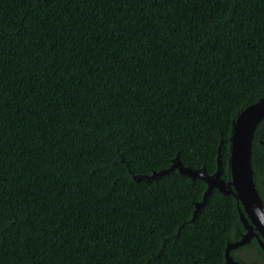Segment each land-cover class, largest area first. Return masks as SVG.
<instances>
[{
    "label": "trees",
    "instance_id": "trees-1",
    "mask_svg": "<svg viewBox=\"0 0 264 264\" xmlns=\"http://www.w3.org/2000/svg\"><path fill=\"white\" fill-rule=\"evenodd\" d=\"M263 97L264 0H0V264H224L232 195L191 221L203 181L135 177L219 157L229 181L232 125ZM261 142L264 119V204Z\"/></svg>",
    "mask_w": 264,
    "mask_h": 264
},
{
    "label": "water",
    "instance_id": "water-1",
    "mask_svg": "<svg viewBox=\"0 0 264 264\" xmlns=\"http://www.w3.org/2000/svg\"><path fill=\"white\" fill-rule=\"evenodd\" d=\"M264 119V97L256 103L246 107L236 117L232 125L230 136L229 173L230 180L221 178L222 163L217 159V169L212 175H207L204 170L184 167L176 157L171 165L159 171H153L145 177H135L137 181H151L162 175L177 170L192 180L199 179L206 184V191L200 203L195 204V210L191 221L199 209L206 203L208 195L217 190L224 196L232 195L239 203V220L245 230L239 240L227 242L224 250V264H240L235 261L230 252L243 247L256 239L261 251L264 253V204L258 195L251 168V142L256 126ZM264 148V142H261Z\"/></svg>",
    "mask_w": 264,
    "mask_h": 264
},
{
    "label": "rangeland",
    "instance_id": "rangeland-1",
    "mask_svg": "<svg viewBox=\"0 0 264 264\" xmlns=\"http://www.w3.org/2000/svg\"><path fill=\"white\" fill-rule=\"evenodd\" d=\"M235 257L240 259L245 264H252L257 261L258 253L253 247H246L242 248V250H238L235 252ZM255 264V263H254ZM256 264H261L260 262H257Z\"/></svg>",
    "mask_w": 264,
    "mask_h": 264
},
{
    "label": "flooded vegetation",
    "instance_id": "flooded-vegetation-1",
    "mask_svg": "<svg viewBox=\"0 0 264 264\" xmlns=\"http://www.w3.org/2000/svg\"><path fill=\"white\" fill-rule=\"evenodd\" d=\"M244 233H245V230H244ZM244 233H243V234H244ZM252 240H255V241H256V239H255V238H253ZM252 240H251V241H252ZM256 242H257V241H256ZM247 245H248V244H247ZM232 251H234V250H232ZM232 251H231V252H232ZM231 252H230V253H231Z\"/></svg>",
    "mask_w": 264,
    "mask_h": 264
}]
</instances>
